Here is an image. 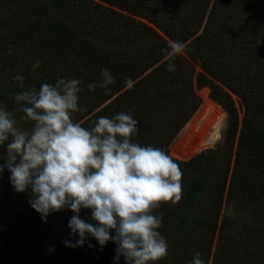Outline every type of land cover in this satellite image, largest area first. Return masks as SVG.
I'll use <instances>...</instances> for the list:
<instances>
[{
	"label": "trees",
	"instance_id": "16d2710c",
	"mask_svg": "<svg viewBox=\"0 0 264 264\" xmlns=\"http://www.w3.org/2000/svg\"><path fill=\"white\" fill-rule=\"evenodd\" d=\"M99 2L0 0V108L30 131L13 94L76 78L79 106L87 111L74 113V122L87 128L101 116L131 112L140 122L133 142L172 157L171 145L202 104L199 90L209 87L228 114L223 145L189 160L172 157L183 173L182 200L157 210L158 231L167 243L186 237L179 264H190L197 251L206 264H264V0ZM169 40L186 48L175 72L166 70L162 53ZM36 61L40 67L33 70ZM105 68L115 79L108 96L87 87ZM16 75L24 77L23 88ZM210 105L207 100L204 107ZM214 112L201 129L213 124L209 143L221 140L225 124L214 121ZM188 149L185 155L193 153ZM5 156L6 144L0 163ZM10 175L5 168L0 176V264H127L123 256L115 259L112 241L101 249L89 236L83 246H66L79 239L68 227L74 213H53L45 223L28 203L31 194L14 191ZM200 199L208 217L195 215ZM225 204L238 225L228 218L220 223ZM80 217L91 222V210L82 209Z\"/></svg>",
	"mask_w": 264,
	"mask_h": 264
},
{
	"label": "clouds",
	"instance_id": "9594fccd",
	"mask_svg": "<svg viewBox=\"0 0 264 264\" xmlns=\"http://www.w3.org/2000/svg\"><path fill=\"white\" fill-rule=\"evenodd\" d=\"M185 51L184 43L168 41L162 49L168 72L176 71L174 61ZM39 67V61L32 65L33 70ZM13 79L24 87V77ZM114 83L105 68L100 80L87 87L93 92L103 89L108 96ZM125 84L133 87L131 77ZM81 85L76 78H58L38 91L14 93L25 114L20 119L32 122L30 131L0 108V146L6 144L0 176L5 168L11 173L14 191L31 194L28 203L45 223L53 213H74L68 227L79 239L74 244L65 241L66 246H83L91 236L101 249L109 241L115 243L117 261L123 256L127 264H158L168 255V243L158 231L163 217L155 213L162 204L175 208L182 200V170L163 149L133 142L140 122L131 112L101 116L87 128L74 122V113L87 111L79 106ZM82 209L91 210V222L80 217ZM190 264L206 262L197 251Z\"/></svg>",
	"mask_w": 264,
	"mask_h": 264
},
{
	"label": "rangeland",
	"instance_id": "374dc122",
	"mask_svg": "<svg viewBox=\"0 0 264 264\" xmlns=\"http://www.w3.org/2000/svg\"><path fill=\"white\" fill-rule=\"evenodd\" d=\"M98 3L99 0H94ZM103 4V3H102ZM105 5V4H103ZM137 20L143 21V19L137 18ZM197 71H201L199 67H196ZM199 94L202 98V104L200 108L197 110V112L193 115L191 120L187 123V125L184 127V129L181 131V133L177 136V138L174 140L173 144L171 145L170 151L172 157L179 159V160H189L193 156L202 153L205 150L208 149H220L223 145V135L227 126L228 121V114L224 110V108L217 104L214 100L211 98V89L209 87H203L199 90ZM236 99V97H235ZM207 100L211 102V105L207 108L204 106L207 103ZM213 103V104H212ZM240 108L241 112V118L244 115L243 110L241 109L240 105L237 104ZM209 108V110H207ZM215 111L213 114L214 121H225L224 128L222 131V138L221 140L217 141L216 143H209V138L211 137L213 133V124H211L209 127H207L206 130H201L205 124V121L208 120L211 117V111ZM224 114V115H223ZM203 118V120H202ZM185 132L187 134L185 135ZM188 146L191 149H188ZM192 151L193 153L191 155H185V150ZM229 211H231V215H229ZM196 216H203L208 217L210 215L209 207L207 206V203L203 200H199L198 209L195 213ZM235 213L232 211L231 208H229L226 204L222 206V210L220 211V223L223 219L228 218L229 219H235V224L238 225V221L240 219H236ZM219 232V230H218ZM217 232V234H218ZM186 237L179 240L177 243H169L168 242V255L165 258H162L158 264H179V251L184 243V239ZM216 244V241H215ZM214 244V249H215ZM214 251V250H213Z\"/></svg>",
	"mask_w": 264,
	"mask_h": 264
}]
</instances>
